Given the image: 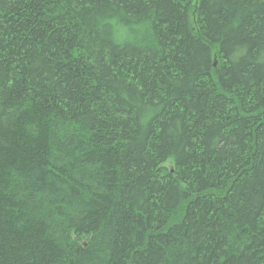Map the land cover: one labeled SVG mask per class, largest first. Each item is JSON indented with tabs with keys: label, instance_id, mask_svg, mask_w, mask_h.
<instances>
[{
	"label": "trees",
	"instance_id": "1",
	"mask_svg": "<svg viewBox=\"0 0 264 264\" xmlns=\"http://www.w3.org/2000/svg\"><path fill=\"white\" fill-rule=\"evenodd\" d=\"M0 264H264V0H0Z\"/></svg>",
	"mask_w": 264,
	"mask_h": 264
}]
</instances>
